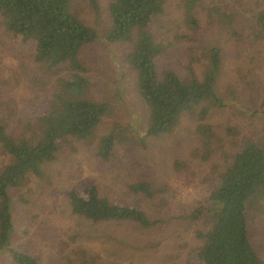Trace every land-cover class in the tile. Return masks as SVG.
<instances>
[{"label": "rangeland", "instance_id": "obj_1", "mask_svg": "<svg viewBox=\"0 0 264 264\" xmlns=\"http://www.w3.org/2000/svg\"><path fill=\"white\" fill-rule=\"evenodd\" d=\"M210 1L201 0L195 8L200 22L196 32L184 22L182 0L167 1L153 26L167 50L158 60V68L172 67L184 76L190 65L200 76L203 63L195 59L200 50L190 46L210 41L219 44L222 70L217 91L226 104L211 108L203 120H199L198 110L183 113L171 132L157 137L138 132L145 126L147 108L124 60L132 44L105 39L111 24L109 0H95L98 10L90 0L71 1L73 11L96 34L79 52L82 71L72 69L68 62L53 66L34 62L30 49L12 43L0 24V116L6 134L14 140L41 137L37 118L52 111L53 103L58 104L61 81L70 79L72 71L87 81L83 97L109 105L92 136L62 139L54 159L41 167L42 176H29L22 186L11 190L14 246L39 264H87L93 255L101 264H195L193 249L199 242L195 232L207 226L204 218L174 220L149 229L129 221L92 223L72 214L67 193L93 184L101 196L134 205L151 219L166 218V210L170 215L187 214L203 203L238 139L264 143L259 109L264 94V38L255 37L244 26L258 8H264V0H250L237 9L242 15L233 23L236 34L208 26L205 7ZM111 135L112 151L103 156L100 141ZM9 160L0 144V170ZM141 178L164 192V200L159 192L154 200L131 192L129 185ZM247 218L249 237L264 258V206L249 211ZM0 264L16 263L0 250Z\"/></svg>", "mask_w": 264, "mask_h": 264}, {"label": "trees", "instance_id": "obj_2", "mask_svg": "<svg viewBox=\"0 0 264 264\" xmlns=\"http://www.w3.org/2000/svg\"><path fill=\"white\" fill-rule=\"evenodd\" d=\"M71 1L0 0V24L12 43L30 49L34 62L43 66L68 62L72 69L82 71L83 67L78 63L79 52L96 38V34L73 11ZM167 1L109 0L107 5L111 24L105 39L110 43L132 44L125 52L124 60L135 75L136 90L147 108L145 126L138 132L152 137L171 132L183 113L198 110V118L203 120L211 108L226 104L224 96L217 91L222 70L219 44L210 41L199 47L190 46L192 50H200L195 57L203 63L200 76L190 65L184 76L172 67L158 68V60L167 50L154 34L153 26L165 11ZM200 1L182 0L184 22L195 32L200 29L195 14ZM90 3L98 10L95 0ZM249 3L250 0H211L205 7L208 26L236 34L237 27L233 23L242 15L237 9ZM252 15L247 22L249 25L244 24L245 28L250 27L255 37L264 38V8H258ZM72 72L70 79L61 81L62 91L56 97L58 104L53 103L52 111L37 118L42 131L40 138L14 140L6 134L7 127L0 116V144L10 156L0 170V250H5L16 264L39 262L13 245L15 224L11 190L22 186L29 176L41 177V167L54 159L56 151L63 146L62 139L92 136L109 110L108 103L82 96L87 81L78 71ZM259 102L264 137V94ZM204 129L205 126L202 132ZM112 136L100 141L103 156L112 151ZM227 153L228 162L218 171L205 200L187 214L170 215L166 210V218L151 219L134 205L101 196L93 184L68 191L70 211L92 223L129 221L146 229L174 220L204 218L207 226L195 232L199 241L193 249L195 264H264L263 255L257 252L249 237L247 218L249 211H258L264 206V143L250 138L238 139ZM129 189L151 200L156 199L158 192L164 193L144 178L131 183ZM87 264L101 262L93 255L88 257Z\"/></svg>", "mask_w": 264, "mask_h": 264}]
</instances>
